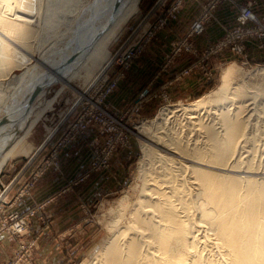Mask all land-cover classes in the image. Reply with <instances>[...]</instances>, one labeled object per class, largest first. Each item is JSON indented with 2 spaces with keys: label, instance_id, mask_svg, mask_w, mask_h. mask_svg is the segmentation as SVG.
<instances>
[{
  "label": "bare ground",
  "instance_id": "bare-ground-1",
  "mask_svg": "<svg viewBox=\"0 0 264 264\" xmlns=\"http://www.w3.org/2000/svg\"><path fill=\"white\" fill-rule=\"evenodd\" d=\"M56 1L69 7L56 4L51 12L72 15L75 4L82 9L67 33L44 49L40 36L43 50L25 51L33 60L26 59L21 52L37 39L38 14L44 10L52 22L48 12ZM139 2L0 0L6 34L0 39V172L25 155L28 136L55 99L47 100L55 84L60 91L81 75L89 84L80 97L94 86L109 61V44ZM13 42L22 48L15 58L6 53ZM136 130L142 140L136 198H119L108 238L85 264H264V178H257L264 173L253 172L264 162L257 165L264 158V67L245 72L229 64L218 87L194 103L163 108ZM199 228L213 256L198 252Z\"/></svg>",
  "mask_w": 264,
  "mask_h": 264
},
{
  "label": "rangeland",
  "instance_id": "rangeland-1",
  "mask_svg": "<svg viewBox=\"0 0 264 264\" xmlns=\"http://www.w3.org/2000/svg\"><path fill=\"white\" fill-rule=\"evenodd\" d=\"M86 1L88 0H81V3L85 4ZM147 1L149 3V0H140L137 11L127 22L122 33L109 44V61L102 62L103 70L94 86L88 89L85 96L80 97V93L89 84L84 81L81 75L80 78H74L60 91L61 84H55L47 94V100L53 97L55 99L28 136L25 155L7 161L2 167L0 172L2 198L0 200L6 205L2 218L9 221L10 216L17 214L25 221L26 226L20 234L12 235L9 230H5L0 235V241L3 236L11 239V241H7V245L3 244V248L0 250V264H36L33 251L38 244L39 233L49 229L52 223L44 211L55 201L62 202L67 199L66 194L70 192L67 183L55 188L56 190L45 195V198L38 200L37 197H34V186L41 177L49 173L54 175L55 172L58 175L60 173L64 175L65 172L77 175L81 172L82 174L80 173L73 180V185H78L83 183L91 173L105 175L114 173L116 177L114 192L109 195L100 193L94 196L89 204L86 202H84L86 204H80L77 225L68 227L72 232L71 236H67L70 239V242L65 246L67 254L63 258L56 259L55 263L85 264L90 260L93 251L108 238L107 223L116 215L119 198L124 195H127L131 201L136 198L138 187H135L133 175L142 158V140L137 135L136 128L142 122L156 119L163 108L194 103L218 87L222 70L229 64L235 63L245 72L264 67V59H258L257 56L249 54L252 49L264 52V48L258 47L260 41L245 40L243 42L245 49L241 57L228 48L215 49L217 43L238 26L236 4L250 5L259 19L264 18V11L255 12V0H226L213 10H208L204 31L190 36L188 39L193 45L194 52L193 50L177 52L176 48L184 42L183 39L187 36L191 25L205 13V7L210 0H190L189 5H187L188 0H168V2L167 0L164 2L158 0L146 14L147 10L144 9V6ZM66 3V1H56L53 6L49 7L48 16L54 17L52 22L45 20L42 14L47 12L44 10L38 14L42 20L37 26V39L35 41L30 39L33 42L29 41L33 45L32 50L23 48L22 51V48H17V44L13 42L15 44L12 43L11 50L8 49L11 54L8 53V50L6 52L8 56L15 58L18 51H22L21 53L25 56L27 51L37 55L52 40H58L61 37L59 35L67 33L82 8H75V4L71 8L72 13L70 14L72 15H65L66 12L61 15V12H56V10L51 12L57 8L56 4H60L58 6L61 8L65 6L68 8L69 5ZM194 3L196 6L193 14H182L185 6L190 7ZM158 4L162 6H159L160 9L156 11ZM226 5L234 9V20L229 18L228 22L223 25V34L219 39L204 47H198L195 39L203 36L207 28L217 22L216 13ZM169 25L176 27L175 31L170 34L172 40L170 47L166 45V50L169 48L170 51H164L165 55L162 53L161 61L158 62L151 58L146 47L155 41L157 34ZM34 29L36 31V27ZM3 33L0 29V39L6 37V34ZM42 35L46 37L45 43L43 40L40 43V45L44 43L43 49L41 47L38 49L40 46L38 42ZM131 46L133 50L130 51ZM227 47L230 48L229 45ZM28 56L27 54L26 57ZM217 56H220L223 61H213ZM178 58H186L187 62L180 73L175 76V81L196 76L197 79H201V86L199 85L193 91L178 90V86H172L171 82H162L161 80L163 73ZM26 59L33 60L30 57ZM22 72L21 67H16L14 74L20 75ZM174 88L175 91H173ZM57 92L58 95H56ZM141 95L143 96L141 97ZM49 128H53L51 134H48ZM261 161H264V158L259 160L257 165ZM14 163L19 165V169L16 170L8 184L3 185L2 173ZM261 165L259 167L262 170L256 166L257 170L253 172L260 170V173H264V162ZM66 177L64 176L63 180L67 181ZM257 178L261 179L264 176ZM13 188H15L14 193L8 195L10 189ZM25 200L26 202L31 201L33 206L22 210L18 209L17 206L22 205ZM55 229L64 230L65 227L59 225ZM204 229L201 228V231L199 228V234L196 232L199 242L201 241L199 244L197 243L198 252L206 257L213 256L216 251L214 250V253L202 240L205 235Z\"/></svg>",
  "mask_w": 264,
  "mask_h": 264
},
{
  "label": "crops",
  "instance_id": "crops-1",
  "mask_svg": "<svg viewBox=\"0 0 264 264\" xmlns=\"http://www.w3.org/2000/svg\"><path fill=\"white\" fill-rule=\"evenodd\" d=\"M158 0H149V3H147L144 6V9H146V14L150 10L151 7H153ZM164 2V0H163ZM162 2V3H163ZM168 2V0H167ZM161 3V4H162ZM191 3L190 0L187 1V5ZM159 4L157 5L156 11L159 10ZM162 6V5H161ZM160 6V7H161ZM196 3L191 4V6H185L182 14H188L191 15L195 11ZM148 8V9H147ZM192 8V9H191ZM254 10L257 13H260L261 11H264V0H255ZM230 15V16H229ZM235 11L232 7L229 5H226L224 7H221L218 12L216 13L217 22L211 24L205 34L201 37H197L195 39V43L198 47H204L217 39H219L223 34V25H225L226 22H228L229 18H232L234 20ZM175 28L173 25L167 26L165 30L160 31L155 41H152L147 47L146 50H148L151 54V58L154 60H157L158 62L161 61L162 55L164 54V51H170L168 48L166 50V45H171V35ZM163 53V54H162ZM251 55H255L258 57V59H264V52L258 51L256 49H252L250 51ZM165 55V54H164ZM152 59V60H153ZM186 59V58H185ZM184 58H178L177 60H174V62L170 65L169 69L163 73L161 76L162 82L169 81L173 85L172 86H178V90H186V91H193L195 88H197L200 85L201 79H197L196 76H190L187 78H184L179 81H175V76L180 73V70L186 65V60ZM213 61H223L220 59V56L215 57ZM226 61V60H225ZM160 82V81H159ZM168 82V83H169ZM201 86V85H200ZM175 91V88L173 89ZM19 169V165L17 163H14L10 166L9 169L4 171L1 176L2 184H8L10 179L15 174L16 170ZM81 172L77 173L79 176ZM82 174V173H81ZM73 173L65 172L63 173H54V175L45 174L43 177H41L37 183L34 186L33 189V196L37 197L38 200L45 198V195H49V193L53 190H56L55 188H58L60 185L68 184L70 189L68 194H66V201L62 202H56L51 204L47 209H45L44 214L47 215L52 223L51 227L47 230H43L39 233V241L37 246L35 247L33 251L34 258L36 260V264H55L58 259L63 258L67 251V247H65L69 242L70 239L67 236H71V228L68 229V227H73L74 225H77V219L80 215V204H83L86 202L89 204L92 200V198L100 193H103L105 195H109L111 192H114L116 187V177L114 173H107L100 174V173H91L89 176L85 179V181L81 184H74L73 180L76 179V176ZM67 176V181L63 180V177ZM66 181V182H65ZM15 188L10 189L8 192V195H12L14 193ZM47 193V194H46ZM33 198V197H32ZM84 203V204H86ZM32 202L25 200L24 203L19 204L17 207L18 209H26L32 207ZM65 227L64 230L55 229L56 226ZM77 227V226H76ZM67 229V230H66ZM7 241H11L10 238H7V236H3L0 241V250L3 248V244L7 245ZM72 242V241H71ZM57 259V260H56ZM60 264V262L58 263Z\"/></svg>",
  "mask_w": 264,
  "mask_h": 264
},
{
  "label": "built area",
  "instance_id": "built-area-1",
  "mask_svg": "<svg viewBox=\"0 0 264 264\" xmlns=\"http://www.w3.org/2000/svg\"><path fill=\"white\" fill-rule=\"evenodd\" d=\"M226 0H210L208 5L205 7V13L197 19L190 27L187 36L183 39L184 42L180 43L176 48V51L185 50L187 52L193 50V45L188 41L190 36L195 34H200L204 31L205 21L208 17V10H213L218 4L221 2H225ZM230 1V0H229ZM238 9V16H237V24L238 26L236 29L228 32L226 37L222 39L217 45L215 46L216 50H221L222 48H228L234 54L241 57L244 52V45L243 42L245 40L249 41H260L259 48H264V18L259 19L251 9L250 5H241L236 4ZM186 43V45H184ZM230 46L227 47V46ZM194 52V50H193ZM145 93H147L145 91ZM144 93V94H145ZM143 95H141L142 97ZM85 127V126H84ZM82 127V128H84ZM6 210V205L3 201L0 200V235L3 231H8L13 235L20 234L21 230H25L26 223L22 218H19L17 214H14L9 217V221L3 219V215Z\"/></svg>",
  "mask_w": 264,
  "mask_h": 264
}]
</instances>
